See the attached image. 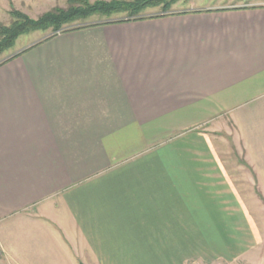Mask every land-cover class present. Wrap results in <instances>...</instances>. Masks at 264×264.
<instances>
[{"label":"crops","instance_id":"obj_1","mask_svg":"<svg viewBox=\"0 0 264 264\" xmlns=\"http://www.w3.org/2000/svg\"><path fill=\"white\" fill-rule=\"evenodd\" d=\"M150 15L0 62V264H264V0Z\"/></svg>","mask_w":264,"mask_h":264},{"label":"trees","instance_id":"obj_2","mask_svg":"<svg viewBox=\"0 0 264 264\" xmlns=\"http://www.w3.org/2000/svg\"><path fill=\"white\" fill-rule=\"evenodd\" d=\"M178 0H137L130 3L96 2L89 4L86 0H68L66 9L55 8L42 14L37 19H30L17 12H11L12 23L9 26L0 25V54L13 48L17 39L34 32H50L51 38L58 33H64L91 26L81 24L73 26L75 22L85 21L93 15L104 16L109 19L113 15L127 13L125 19L107 20L104 24L120 23L132 20H143L159 17L157 15H143L147 8L162 6L164 12ZM99 24V23H96Z\"/></svg>","mask_w":264,"mask_h":264},{"label":"rangeland","instance_id":"obj_3","mask_svg":"<svg viewBox=\"0 0 264 264\" xmlns=\"http://www.w3.org/2000/svg\"><path fill=\"white\" fill-rule=\"evenodd\" d=\"M89 4H94L96 2H103V3H110V2H118V3H130L133 1H137V0H108V1H101V0H86ZM194 1H198V2H208L209 0H194ZM175 4V3H174ZM172 4V5H174ZM186 5H188V3H185ZM172 5L168 8L171 9ZM68 7V0H42L40 2L37 1V3L34 4H30V6H26L23 5V7L21 6H16V4L14 5H10L9 8L7 9V13L6 15H4L3 20L1 21L2 23H0V25L3 26H9L10 23H12L13 19L11 18L10 13L11 12H17L22 14L25 17H28L30 19H37L39 16H41L44 13H47L55 8H59V9H66ZM164 8L162 6H157V7H153V8H147L145 9V11L142 13L143 15L147 16L150 14H155V13H159V12H164ZM129 17V15L127 13L125 14H117V15H113L112 17H110L109 19H107V17L104 16H99V15H93L91 17H89L87 20L85 21H78L75 22L73 24V26H78L81 24H94V23H102L105 22L107 20H117V19H125ZM50 34V32H34L31 33L29 35H24L21 36L17 39L16 43H15V47H18L21 44L27 43L30 40L33 39H37V38H45ZM12 48V49H15ZM12 49L5 51L3 53L0 54V62L4 61L12 52Z\"/></svg>","mask_w":264,"mask_h":264}]
</instances>
